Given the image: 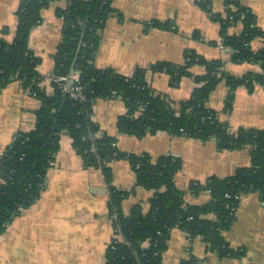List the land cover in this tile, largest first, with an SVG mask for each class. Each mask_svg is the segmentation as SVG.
Here are the masks:
<instances>
[{"label":"trees","instance_id":"16d2710c","mask_svg":"<svg viewBox=\"0 0 264 264\" xmlns=\"http://www.w3.org/2000/svg\"><path fill=\"white\" fill-rule=\"evenodd\" d=\"M54 1L59 0H21L15 13L14 38L10 42L0 39V92L10 83L18 82L40 103L34 112V128L17 133L0 156V234L39 199L50 163L54 162L64 135L81 157L83 167L100 170L108 186V208L114 234L105 251L104 264H162V255L174 229L186 233L190 239L199 237L206 250L216 253L219 258L240 256L242 252L230 248L222 232L234 221L242 196L256 194L264 206V130L232 132L207 104L222 82L227 87L224 113H230L238 87H244L248 92L258 85L264 88V31L256 26L252 12L238 0H222L225 6L222 17L211 11L206 0L198 3L210 19L219 24V43L229 49L231 62L258 64L261 72L234 77L224 71L222 59L209 61L188 51L183 65L159 62L148 69L168 75L172 87H177L183 77L193 79L196 87L189 99L174 102L153 91L146 81L145 69L122 76L111 68L100 69L93 65L92 58L101 33L114 11L112 0L69 1L56 13L62 18L63 27L53 72L60 76L71 75L80 44L74 64V74L79 79L69 88L79 87L81 99L71 97L54 82H51L53 92L47 94L40 87L43 79L37 70L40 59L29 48L30 33L40 23L41 11ZM235 25H241V33L229 35L228 30ZM166 26V23L152 22V27ZM257 38L263 47L253 51L251 43ZM196 64L203 67L202 75L191 74L190 69ZM108 98L124 103L126 111L116 123L120 133L142 139L146 135L165 132L201 142L214 140L222 151L248 148L251 165L238 168L226 178L213 176L203 183L190 182L186 190H180L174 183L175 175L182 168L179 158L162 156L152 160L145 154L123 153L118 150L114 137L98 136L99 127L91 118L93 105L98 99ZM115 160H126L130 164L135 173V187L153 191L146 212L137 203L128 215H123L121 203L134 188L126 192L111 187L110 164ZM204 192L210 196L208 203H186V195L198 196ZM179 264L201 263L192 257Z\"/></svg>","mask_w":264,"mask_h":264},{"label":"crops","instance_id":"0c3cea01","mask_svg":"<svg viewBox=\"0 0 264 264\" xmlns=\"http://www.w3.org/2000/svg\"><path fill=\"white\" fill-rule=\"evenodd\" d=\"M21 0H0V39L12 41L17 26L15 16ZM71 0L51 2L41 11L40 23L29 37V48L40 59L38 72L43 77L40 87L53 92L46 78L54 70V57L61 42L62 18L57 11ZM203 0H112L113 13L101 33L92 63L100 69L111 68L122 76H130L136 69H145L146 81L156 94L166 95L174 102L189 99L196 83L183 77L177 87L170 85L166 74L148 69L159 62L183 65L188 51L206 60L222 59L224 71L234 77L260 73L258 64H235L230 52L218 51L214 45L220 40V26L210 19L198 3ZM211 11L224 16L222 0H206ZM255 17L256 26L264 31V0H238ZM166 23V28L152 27V22ZM241 25L228 30L239 35ZM219 44V43H218ZM263 47L260 39L251 43V49ZM193 76L202 75L203 67L194 65ZM227 87L222 82L211 94L208 107L218 113L232 132L240 129L264 130V88L255 86L252 92L238 87L234 92L232 109L224 113ZM39 101L28 94L18 82H12L0 92V156L19 132L34 128V112ZM119 99H98L93 105L92 121L98 125L99 135L116 139L119 151L136 156L148 155L152 160L162 156L179 158L181 170L175 175V186L186 190L190 182L203 183L210 177L226 178L238 168L251 165L250 150H219L216 142L176 137L165 132L146 135L142 139L120 133L116 123L125 113ZM111 187L130 192L121 203L123 215L139 203L143 211L153 191L135 187L136 178L126 160L110 164ZM186 203L203 205L210 201L208 193L186 195ZM109 192L98 169L83 167L67 136H62L54 165L49 168L44 189L39 199L15 217L0 234V264H104L105 251L114 234L108 208ZM214 220L213 216H209ZM222 236L232 249H239L238 257L219 258L207 251L199 237L190 239L178 229L170 233L162 264H179L195 258L201 264H264V206L256 194L242 196L235 218Z\"/></svg>","mask_w":264,"mask_h":264},{"label":"built area","instance_id":"2783aa9c","mask_svg":"<svg viewBox=\"0 0 264 264\" xmlns=\"http://www.w3.org/2000/svg\"><path fill=\"white\" fill-rule=\"evenodd\" d=\"M219 49H220V51L229 50L227 47H225V46H223L221 44L219 45ZM46 78L50 82H54V83L60 84V86H62L64 88V90H66V92L70 93L71 97H73V98H81V99L83 98L81 96V94H80V88L79 87H75V88H69L68 87V82L70 80H72L74 83L76 81H78L79 76L77 74L70 75V76H60V75H56L54 72H52L50 74H47ZM53 165H54V162H51L50 166L52 167Z\"/></svg>","mask_w":264,"mask_h":264},{"label":"water","instance_id":"95a60500","mask_svg":"<svg viewBox=\"0 0 264 264\" xmlns=\"http://www.w3.org/2000/svg\"><path fill=\"white\" fill-rule=\"evenodd\" d=\"M90 7H91V1H90ZM90 7H89V9H90ZM82 36H83V35H82ZM82 36H81V37H82ZM79 48H80V44L78 45V50H77V52H76L75 58H74V60H73L72 66H71V75H74V64H75V61H76V58H77V55H78ZM73 83H74V82H73L72 80H70V81L68 82V87H70Z\"/></svg>","mask_w":264,"mask_h":264},{"label":"rangeland","instance_id":"374dc122","mask_svg":"<svg viewBox=\"0 0 264 264\" xmlns=\"http://www.w3.org/2000/svg\"><path fill=\"white\" fill-rule=\"evenodd\" d=\"M209 7H210V4H209ZM210 9H212L211 7H210ZM219 42H217V44L216 45H214L213 47H215L216 49H218V51H220V49H219V45L220 44H218ZM222 51H220V53H221ZM116 161V160H115Z\"/></svg>","mask_w":264,"mask_h":264}]
</instances>
